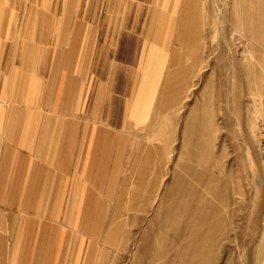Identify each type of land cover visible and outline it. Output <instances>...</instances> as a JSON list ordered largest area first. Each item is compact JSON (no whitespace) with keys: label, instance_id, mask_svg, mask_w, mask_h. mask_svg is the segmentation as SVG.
Listing matches in <instances>:
<instances>
[{"label":"rangeland","instance_id":"rangeland-1","mask_svg":"<svg viewBox=\"0 0 264 264\" xmlns=\"http://www.w3.org/2000/svg\"><path fill=\"white\" fill-rule=\"evenodd\" d=\"M259 14L264 0H0V47H33L52 74L76 56L80 115L130 137L62 194L61 222L96 264H264ZM69 33L90 46L67 47Z\"/></svg>","mask_w":264,"mask_h":264},{"label":"crops","instance_id":"crops-1","mask_svg":"<svg viewBox=\"0 0 264 264\" xmlns=\"http://www.w3.org/2000/svg\"><path fill=\"white\" fill-rule=\"evenodd\" d=\"M68 36L67 47L90 46L87 39ZM18 47L17 53L7 44L0 47V264H96L90 248L82 254L83 237L78 241L72 234L76 221L70 219L68 227L61 222V207L70 204L62 194L84 192L89 177L111 165L112 144H121L125 153L130 137L110 136L116 132L104 120L80 115L87 107L81 103L86 78L75 70L76 56L67 71L52 74L34 66L33 47ZM14 55L20 63L10 70L7 57ZM72 206L81 208L82 201L77 198ZM84 207L93 203L87 200ZM113 238L115 231L106 241Z\"/></svg>","mask_w":264,"mask_h":264},{"label":"built area","instance_id":"built-area-1","mask_svg":"<svg viewBox=\"0 0 264 264\" xmlns=\"http://www.w3.org/2000/svg\"><path fill=\"white\" fill-rule=\"evenodd\" d=\"M258 135H259L258 154H259L260 162L262 166L264 167V102H263L262 111H261L260 118H259Z\"/></svg>","mask_w":264,"mask_h":264},{"label":"bare ground","instance_id":"bare-ground-1","mask_svg":"<svg viewBox=\"0 0 264 264\" xmlns=\"http://www.w3.org/2000/svg\"><path fill=\"white\" fill-rule=\"evenodd\" d=\"M257 18H258V21H260V22H264V14H259V15L257 16Z\"/></svg>","mask_w":264,"mask_h":264}]
</instances>
